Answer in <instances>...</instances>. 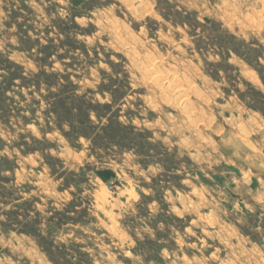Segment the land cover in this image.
Wrapping results in <instances>:
<instances>
[{"label":"rangeland","instance_id":"rangeland-1","mask_svg":"<svg viewBox=\"0 0 264 264\" xmlns=\"http://www.w3.org/2000/svg\"><path fill=\"white\" fill-rule=\"evenodd\" d=\"M0 264H264V0H0Z\"/></svg>","mask_w":264,"mask_h":264},{"label":"trees","instance_id":"trees-1","mask_svg":"<svg viewBox=\"0 0 264 264\" xmlns=\"http://www.w3.org/2000/svg\"><path fill=\"white\" fill-rule=\"evenodd\" d=\"M61 106H64L65 114L70 115L71 114V108L66 106L65 103L62 100L58 101Z\"/></svg>","mask_w":264,"mask_h":264},{"label":"bare ground","instance_id":"bare-ground-1","mask_svg":"<svg viewBox=\"0 0 264 264\" xmlns=\"http://www.w3.org/2000/svg\"><path fill=\"white\" fill-rule=\"evenodd\" d=\"M149 70V69H148ZM183 90V89H182Z\"/></svg>","mask_w":264,"mask_h":264}]
</instances>
